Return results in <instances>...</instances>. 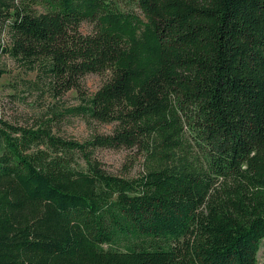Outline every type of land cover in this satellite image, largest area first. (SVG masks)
<instances>
[{"label": "trees", "instance_id": "obj_1", "mask_svg": "<svg viewBox=\"0 0 264 264\" xmlns=\"http://www.w3.org/2000/svg\"><path fill=\"white\" fill-rule=\"evenodd\" d=\"M3 35L55 104L33 127L0 110V264H258L264 0H0ZM121 149L151 165L110 174L97 153Z\"/></svg>", "mask_w": 264, "mask_h": 264}, {"label": "rangeland", "instance_id": "obj_2", "mask_svg": "<svg viewBox=\"0 0 264 264\" xmlns=\"http://www.w3.org/2000/svg\"><path fill=\"white\" fill-rule=\"evenodd\" d=\"M82 30L87 32L90 26L85 24ZM0 40L3 47L8 45L6 35ZM0 70L7 71L0 80V110L5 121L16 126L33 127L52 118L50 106L55 103L39 93H30L23 81V79H34V75H27L18 63L3 53L0 54ZM103 82L104 80L96 75L84 79L87 90L92 93L96 92ZM76 96L75 92L68 94L65 100L61 101V105L64 107L76 105ZM96 131L106 134L112 131V126H91L80 118H65L54 128V133L59 137L78 142L88 140ZM97 157L110 174L125 178H136L151 165L148 158L135 150H102L97 153ZM258 264H264V243L258 256Z\"/></svg>", "mask_w": 264, "mask_h": 264}]
</instances>
